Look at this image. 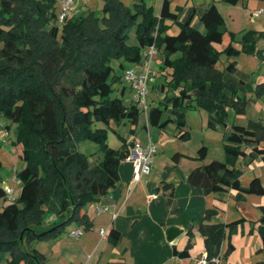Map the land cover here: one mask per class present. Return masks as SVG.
Listing matches in <instances>:
<instances>
[{
	"label": "trees",
	"instance_id": "16d2710c",
	"mask_svg": "<svg viewBox=\"0 0 264 264\" xmlns=\"http://www.w3.org/2000/svg\"><path fill=\"white\" fill-rule=\"evenodd\" d=\"M181 9L171 7V0H162L159 14L145 0H132L131 5L102 0L101 16L87 10L59 24L55 0H0V117L6 127L15 125L14 144L24 163L16 173L21 186L15 201L1 203L5 192L0 185V264H46L36 244L57 239L68 223L91 228L86 205L119 182V163L129 151L111 125L135 124L141 110L132 98L126 104L121 95L112 96L114 85L125 83L123 74L115 73L112 60L119 61L123 70V62L139 63L152 45L160 52L164 96L157 105L148 106L146 118L160 129L173 122L179 139L189 133L186 110H206L209 128L226 127L228 108L244 113L250 99L235 100L239 83L225 81L223 71L214 66L222 54H239L234 34L226 29L215 3L199 14L191 8L182 20ZM172 25L178 27L175 34L168 33ZM44 26H49L45 36L40 31ZM133 28L136 43L130 44ZM176 53L179 56L172 57ZM226 70L233 72L235 61H229ZM253 96H264V82L256 85ZM166 111L174 118L162 120ZM110 128L121 141L117 149L107 144ZM86 139L99 145L102 157L90 161L80 152L78 144ZM261 140L262 129L236 124L224 129L225 160L206 161L207 147L200 146L194 158L203 163L190 170L188 183L205 193L233 189L237 200L251 193L264 195L259 178L243 186L235 166L240 157L264 159ZM172 157L177 160L180 153ZM216 212L207 209L198 222L207 264L218 254L224 238L244 221L206 223ZM261 212L258 233L264 245V206ZM187 234L191 236V230ZM108 237L115 244L119 233L111 229ZM232 249L229 241L228 251ZM174 253L188 256L187 247L174 248Z\"/></svg>",
	"mask_w": 264,
	"mask_h": 264
},
{
	"label": "crops",
	"instance_id": "0c3cea01",
	"mask_svg": "<svg viewBox=\"0 0 264 264\" xmlns=\"http://www.w3.org/2000/svg\"><path fill=\"white\" fill-rule=\"evenodd\" d=\"M123 1L128 3V0ZM160 1L157 11L154 9L156 14H159L161 9L162 0ZM57 2L59 4L58 0ZM81 3L84 9L80 13L91 10L90 0H78V4ZM211 3L217 6L226 29L235 35L234 44L240 51L237 56L232 57L222 54L214 66L223 71L225 81L232 80L239 83L235 100L252 96L255 85L264 82V35H262L264 17L255 21V18L264 16V0H237L235 4L226 3L225 0H204L201 3L204 4L202 8L196 3L192 5L199 14L205 11ZM76 4L77 1L73 15L78 14ZM189 4L187 2L185 6L188 7ZM242 5L243 10L249 12V19L253 26L247 28L242 25L241 29H238L226 20L222 8L241 10L239 7ZM260 9L261 13L254 17L253 12ZM179 18L182 20L184 17L179 16ZM240 21L242 23V20ZM145 51L139 63L124 67L121 74L131 67L144 71ZM156 54L157 52L152 60V64L154 60L157 63L155 68L152 66L156 70V77L150 80L148 86V103L151 106L157 105L164 96L161 88L164 80L158 68L161 55ZM177 56L179 53L172 57ZM229 61H235L233 72L226 70ZM123 85L125 88L122 87ZM185 87L187 90L190 88L189 81ZM177 91L178 89L175 90ZM116 94L121 95L126 104L130 103L132 91L126 83L116 85ZM262 100L264 96L256 100L250 98L253 103L251 105L256 106L257 102L260 110L259 113L253 114L252 112V115L246 117L239 116L232 108H228L225 128L219 124L209 128L207 126L209 114L204 113V109H192L197 111L199 130L203 133V138L197 141L193 138L192 130L187 129L188 124L190 125L189 118L192 116V113L187 110L184 112V118L189 133L185 139L177 137L178 130L173 122L161 129L149 125L146 113L142 117V111L135 124L124 122L115 126L125 139L128 151L135 141L144 144L150 139L157 144L158 152L153 158L151 169L138 182L130 185L133 164L126 158L122 159L118 167L119 182L110 188L107 194L85 207V212L92 223L91 228L84 230L75 226L55 240L36 244L37 249L45 255L46 264H195L198 258L206 254L204 236L198 230V222L203 219L207 209H215L217 212L205 220L206 223H228L239 218L244 219L229 238L227 236L224 238L218 254L211 258V264L264 262V251L260 250L264 245L258 233L264 195L251 193L246 194L242 200H237L236 191L233 189L205 193L201 187L191 185L187 181L190 170L203 163L194 158L196 148L200 143L207 147L206 161H224L225 152L222 145L224 129L230 130L231 126L236 124L247 128L262 129V134H264V101ZM246 107L244 113L247 114ZM168 117L174 118V115H169L166 111L162 115V120ZM0 121L4 123V127H0V164L3 167L1 157L5 155V152L2 144L4 142L10 144L4 139L5 130H10V128L6 127L4 118L0 117ZM169 125H172V128ZM206 128L210 131H206ZM211 134H213L212 137H210ZM260 145L264 146V140H261ZM11 151L17 152L20 156V149L17 145L12 147ZM245 151L250 152L248 148ZM175 153H180V157L177 160L173 159V162H168L169 157ZM155 158L163 159L157 164ZM235 166L241 173L240 181L243 186H247L255 177L259 178L264 185V159L261 156L240 157ZM5 183L6 185H3V179H1L2 187H12L10 182ZM97 206L106 207V210L99 212ZM73 229H80L81 234L79 236L70 235L69 232ZM101 229L106 231L105 236L100 234ZM111 229L119 233L115 244L108 237ZM190 230L191 236L187 234ZM170 231H172L171 238L169 237ZM229 241L233 245L230 251H228ZM186 247L187 257H179L174 253V248L183 250Z\"/></svg>",
	"mask_w": 264,
	"mask_h": 264
},
{
	"label": "rangeland",
	"instance_id": "374dc122",
	"mask_svg": "<svg viewBox=\"0 0 264 264\" xmlns=\"http://www.w3.org/2000/svg\"><path fill=\"white\" fill-rule=\"evenodd\" d=\"M76 1H77L76 5L78 6V10H77L76 13H80V11H82V9H84V7H83L82 3L78 4V0H75V3H76ZM145 1H146L147 4L152 5L154 7L155 11H157V9L159 8V5L161 3L160 0H145ZM203 1L204 0H171V6L174 7V8H175V6L181 7L182 9L180 11V16L183 18V17H185L187 15L186 13H188L189 10L191 8H193V5H192L193 3L198 4V6H200L202 8V5H204V4H201V3ZM131 2H132V0H128L127 4L131 5ZM187 2L190 3L188 7L185 6L187 4ZM75 3H74V5H75ZM226 3H229V2L226 1ZM229 4H231V3H229ZM89 6H90V8L92 7L91 10H93L95 12V15H97V16H101L102 15V13H103L102 12V0H90ZM239 8L241 10H238V9H234L233 10V8H232V10H228L225 7L222 8V11L224 12L226 20L228 22L230 21L232 26H235L238 29H241L240 26H242V25L246 26L247 28L250 27L252 24H251L250 19H249V12L243 10L244 9L243 5H242V7L240 6ZM56 10L57 11L60 10V7H59V4H58L57 0H56ZM232 17L234 18L233 20L230 19ZM262 17H264V16L261 15L259 18H255V21L256 20L257 21L260 20ZM240 20H242L243 24L241 23ZM48 30H49V26H44V27L40 28V31L42 32V34L44 33L43 34L44 36L47 35V31ZM177 31H178V27L176 25H172L170 27V29L168 30V33L169 34H175V33H177ZM234 39L236 40L235 35H234ZM128 40H129L128 42L130 44L131 43L132 44L136 43L134 28L130 31ZM1 47H2V42H0V48ZM239 53H240V51H239ZM156 55L160 56V53L157 52ZM123 64H124V67H129V66L132 65V63H130V62H123ZM112 65L114 67V70H115L116 74H121L122 73V68H120V66H119V61L112 60ZM156 65H157V63L154 60L152 66L155 68ZM114 88H116V84L114 85ZM115 94H116V91H114L112 93V96H115ZM253 94H254V91L252 93V96L249 94L250 96H248L247 99L252 98L253 100H256V97L255 96L253 97ZM147 99L149 100L148 96H147ZM262 101H264V100H262ZM248 103L250 105H247ZM248 103L246 104L247 105V107H246L247 114L245 112L243 114H238L239 116L246 117L248 115H252L251 114L252 112H253V114L259 113L260 109H259V105L257 104V102H256V106H252L253 103L250 100L248 101ZM203 111H204V113H208L206 110H203ZM187 112H189V113L191 112L192 113V116L189 118L190 125L188 124L187 129L189 131L192 130V135H193V138H195V141L201 140V138H203V133H201V131L199 130L200 127H199V123H198L199 120H198V116H197V111L189 109V110H187ZM141 113H142V117H143L145 112L142 111ZM99 125H101V124H99ZM111 127H113V129L117 128V127L115 128L114 124H112ZM169 127L172 128V125H169ZM206 131H210V129L206 128ZM5 132H6V135H5L4 139H6L7 142H10V144H6V142H4L2 144V149L4 150L5 155H3L1 157L2 161H3V167H1L2 169H1L0 177H1V179H3V183H4L3 185H6L5 182H10V184L12 186V189L15 191V193H17L19 191V187L21 186V182L17 178L16 173L23 167L24 163H23L21 157L19 156V154L17 152L14 153V152L11 151L12 147H15V144H14V140H15V125L12 124L11 127H10V130L9 129L5 130ZM212 135L213 134H211L210 137H212ZM107 144L110 147L115 148V149L119 148V146H120V140L115 136V134H114V132L112 131L111 128L107 130ZM201 145H202V143H200V145H198L196 150ZM6 146H8V147H6ZM78 149L80 150V152H82L83 154L87 155L90 161H94V160L102 157V151L99 149V145L96 144L95 142L90 141V140L86 139V140H82L81 142H79ZM191 154H192V152H191ZM172 156H173V154L167 160L168 162L169 161L173 162V157ZM155 159H156L155 162L157 164H159V160H162L163 158H155ZM1 203L6 204L8 202L5 199L4 200L2 199ZM72 227H75V224L68 223V225L65 226V228H64L65 232H67ZM39 247H40V245H39Z\"/></svg>",
	"mask_w": 264,
	"mask_h": 264
},
{
	"label": "built area",
	"instance_id": "2783aa9c",
	"mask_svg": "<svg viewBox=\"0 0 264 264\" xmlns=\"http://www.w3.org/2000/svg\"><path fill=\"white\" fill-rule=\"evenodd\" d=\"M60 10L58 11L57 21L62 24L63 21L69 17L74 10L75 0H58ZM261 9L254 11L253 16L256 17L261 13ZM156 53L155 47L152 45L147 49L145 54L144 71H139L138 69L131 67L127 68L123 72V81L130 87L132 91V101L137 104L139 109L143 112H147L148 103V86L151 79L156 77V70L152 67L153 56ZM0 127H4V123L0 121ZM158 152L157 144L153 140H148L146 143L142 144L135 141L130 148L126 159L131 161L133 164V174L130 181V185L138 182L141 177L148 174L153 158ZM132 187V186H131ZM5 192V199L7 202H13L17 199L19 192L15 191L10 186L3 187ZM97 211L106 210V207L97 206ZM70 235L79 236L81 234L80 229H73ZM102 236L106 235L104 229L100 230ZM195 264H207V257L204 253L200 258H198Z\"/></svg>",
	"mask_w": 264,
	"mask_h": 264
},
{
	"label": "water",
	"instance_id": "95a60500",
	"mask_svg": "<svg viewBox=\"0 0 264 264\" xmlns=\"http://www.w3.org/2000/svg\"><path fill=\"white\" fill-rule=\"evenodd\" d=\"M171 232H172V231L169 232V237H170V238L172 237V235H171L172 233H171Z\"/></svg>",
	"mask_w": 264,
	"mask_h": 264
}]
</instances>
